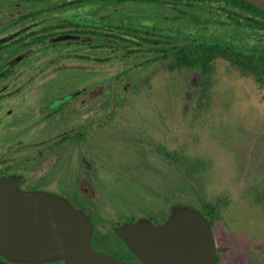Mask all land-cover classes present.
<instances>
[{
  "label": "rangeland",
  "instance_id": "obj_1",
  "mask_svg": "<svg viewBox=\"0 0 264 264\" xmlns=\"http://www.w3.org/2000/svg\"><path fill=\"white\" fill-rule=\"evenodd\" d=\"M139 10L117 8L132 17ZM166 13L139 15L158 20L161 28L184 30V21L167 20ZM187 29L208 35L218 30ZM160 41L90 51L81 42L80 58L73 43L52 51L49 73L33 81L65 88L81 84L87 88L82 114L91 89L97 94L98 118L112 111L106 122L97 123L83 162L73 156L72 175L66 177L72 184L77 175L76 188L85 178L81 192L91 199L89 216H98L103 232L138 219L159 222L174 204L198 209L187 199L214 209L216 264H264V79L259 84L231 54L210 56L205 66L180 65L175 54L185 40L169 35ZM237 42L243 47L256 43L252 38ZM131 48L136 53L126 55ZM79 64L81 69L74 70ZM58 65L63 66L59 71ZM59 85L55 88L62 90ZM185 182L195 191L191 198L181 190ZM112 244L120 246L116 237Z\"/></svg>",
  "mask_w": 264,
  "mask_h": 264
},
{
  "label": "flooded vegetation",
  "instance_id": "obj_2",
  "mask_svg": "<svg viewBox=\"0 0 264 264\" xmlns=\"http://www.w3.org/2000/svg\"><path fill=\"white\" fill-rule=\"evenodd\" d=\"M72 1L0 0V178L16 176L21 191L53 192L89 213L91 199L81 192L85 178L76 188L77 175L72 184L66 175H72L74 155L83 162L97 123L106 122L112 111L98 118L97 94L91 89L82 114L87 88L81 84L65 88L33 81L49 73L52 51L73 43L79 57L81 42L92 39L81 29L89 24L82 18L88 7ZM73 69H81L80 64ZM65 181L71 186L65 187Z\"/></svg>",
  "mask_w": 264,
  "mask_h": 264
},
{
  "label": "water",
  "instance_id": "obj_3",
  "mask_svg": "<svg viewBox=\"0 0 264 264\" xmlns=\"http://www.w3.org/2000/svg\"><path fill=\"white\" fill-rule=\"evenodd\" d=\"M264 10V0H244ZM19 178H0V257L13 264H131L91 244L88 213L42 190L21 191ZM115 233L140 264H216V243L197 209L174 206L161 223L123 222Z\"/></svg>",
  "mask_w": 264,
  "mask_h": 264
},
{
  "label": "trees",
  "instance_id": "obj_4",
  "mask_svg": "<svg viewBox=\"0 0 264 264\" xmlns=\"http://www.w3.org/2000/svg\"><path fill=\"white\" fill-rule=\"evenodd\" d=\"M72 4H78L88 9L83 11V20H88V25L83 26L82 34L91 37L92 41L83 42L88 45V51L94 49H103L108 46L113 48L121 45H137L141 47L145 43L157 44L162 38L169 35L185 40L184 45L176 50L175 59L180 65L195 67L198 64H205L208 58L215 54H231L235 57V63L241 69H247L253 72L256 81L261 84L264 79V10L259 9L253 4L244 0H75ZM135 5L140 8L135 11L134 17L129 12H118V7ZM144 8V9H142ZM156 12L158 10L167 11L162 15L165 19L186 24L184 30H172L158 26V20L149 17H141V12ZM204 14L200 16L199 14ZM224 18L219 20V18ZM190 22V23H188ZM190 24V25H189ZM197 27H216L218 30L212 35H208L205 30L191 32L187 29ZM249 32V35H244ZM238 36V37H237ZM225 38V39H224ZM239 38V39H238ZM245 38H252L256 43L251 47H243ZM128 50L126 55L136 53ZM139 51V50H138ZM91 53V52H90ZM83 58V56H82ZM89 59V56H85ZM102 61V59H97ZM207 60V61H206ZM186 186L181 190L187 197L191 198L190 191L194 189L185 182ZM195 192V191H194ZM196 206L208 220L213 229L211 216L214 215V209L203 208L192 200H185ZM264 207V198L261 200ZM174 206H185L174 204ZM173 206V207H174ZM172 207V208H173ZM194 208L192 206H188ZM196 209V208H194ZM172 210V209H171ZM158 222L161 223L170 214ZM93 230L91 244L94 249L104 252H112V255L121 258L131 264H140L137 258L128 250L124 242L115 233V228L120 223L115 224L114 228H106L103 232L98 229V216L92 218ZM130 220H133L130 218ZM148 220L152 221L151 218ZM134 221V220H133ZM213 231V230H212ZM116 237L120 243L119 248L112 244ZM216 254V263H217ZM0 264H13L0 257ZM42 264H63L62 261L47 262Z\"/></svg>",
  "mask_w": 264,
  "mask_h": 264
}]
</instances>
